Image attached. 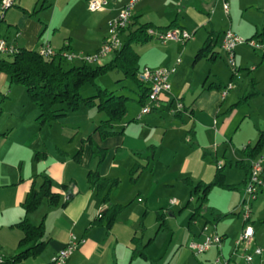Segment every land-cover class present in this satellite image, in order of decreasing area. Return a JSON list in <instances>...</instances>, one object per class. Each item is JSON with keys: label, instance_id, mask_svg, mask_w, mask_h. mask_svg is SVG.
<instances>
[{"label": "crops", "instance_id": "crops-1", "mask_svg": "<svg viewBox=\"0 0 264 264\" xmlns=\"http://www.w3.org/2000/svg\"><path fill=\"white\" fill-rule=\"evenodd\" d=\"M108 1H110L108 8L102 11L104 17L97 34L98 41L105 40L109 22L116 18L131 0ZM16 2L15 0V4ZM224 2L229 4L227 16L232 23L234 33L247 39L264 42V0H144L136 5L130 31L123 35L124 44L128 34L142 25H149L160 30L173 28L188 31L181 18L189 14H193L195 20L188 27L201 29L209 24L212 29L207 31V37L204 40L194 37L191 43H188L189 41L186 44L175 41L163 43L151 38L147 43L134 46L139 56L138 66L141 70L145 67L160 69L176 66V72L169 77L170 91L163 94L151 113L138 119L140 110L138 115L130 116L131 118L127 121L124 122L123 119L121 123L114 125V134L108 137H105L101 130L107 119L102 120L101 112L97 109L83 108L78 112L69 113L65 119L41 126L38 123L40 108L30 100L26 88L12 84L10 77L7 79L2 77L4 72L0 73V250L3 257L13 260L20 251L19 245L23 232L17 225L26 217L23 202L33 187L41 186L42 176H48L53 184V192L60 195V202L52 206L48 200H43L39 209L27 217L31 224L43 225L45 249L40 254L28 255L14 264H51L55 254H58L73 237L85 242L66 264L159 263L153 260L145 250L154 243L161 230L169 228L166 213H158V223L155 224L153 231L145 225L144 221L148 210L145 211L143 218L125 222L126 225L121 229L119 227L121 212L112 227L107 226L106 220L97 223V219L100 213L111 205L121 206L123 209L124 204L121 201L113 202L111 196L113 190L123 183V175H135L146 168H152L155 173L159 166L168 170L176 163L181 165L180 172L188 173L192 162L188 159L182 160L183 157L178 158L179 151L175 140L172 139L175 134H181L182 140L190 138L191 143L193 142L192 144L199 148V151L211 147L212 142L226 138L229 125L225 118H220V115L235 87L225 99L222 98L221 93L229 82H234L236 86L240 80H235L231 75L228 83L221 80L216 82L212 79V82L208 84L212 70L210 69L204 76L205 67H197L204 59L215 63L221 56L223 35L226 30L217 33L213 21L207 22L204 15L215 18L218 12L224 13ZM23 3L24 0H21L18 5L21 7ZM139 5L152 9L155 15L146 16L143 6L139 8ZM6 13L4 17L7 16ZM13 14L17 20L15 24H8L9 28H14V39L9 41L6 38L9 42H15L22 49L39 51L46 43L54 49L52 44L54 41L55 53L68 51L78 55L74 50L73 37L60 36L58 40L60 44H57L56 34H59L60 30L55 29L52 38L47 37L43 40L45 31H41V22L31 17L27 8H18V11ZM197 30L194 31L195 34ZM18 34L20 35L17 36ZM210 36L215 40V49L202 61L195 62L197 53L206 45ZM153 41L155 42L151 43ZM241 47L243 46L237 48L236 54ZM114 57L115 53L111 55L112 59ZM178 60L181 61L179 64H177ZM237 60L242 61L244 57L236 55ZM76 61L78 62L79 59L73 63L75 64ZM80 66L83 65L79 64L77 67ZM242 70L240 68V71ZM215 77L218 79L217 76ZM254 82L255 80L252 79V83ZM143 93L142 88L137 89L138 104ZM254 94L256 92L252 93ZM238 98L241 99L239 95L237 98L234 95L230 104ZM177 103L184 106V111L176 114L173 111L177 110ZM139 106L142 108L140 104ZM89 139L92 140L93 145ZM253 139V135L247 137V146H254ZM179 143L182 142L179 141ZM246 147L241 151L245 160L237 165L245 170L247 179V166L251 159L243 152ZM171 151L173 155L169 157ZM167 154L168 157H165ZM168 160L173 163L163 164L162 161ZM219 163L216 162V166ZM202 164L203 166H200L198 170L204 175L214 173L215 179L218 167L213 169L212 164L206 165L205 159ZM136 169H138L137 172H135ZM89 173H95L100 178L117 183L111 189L108 204L103 203L97 186L90 183ZM223 173L225 174L224 171ZM225 176L227 179L226 174ZM191 179L187 178L183 181L186 183L189 180L196 184H210L214 181L213 179L211 182L210 180L194 182ZM64 186L67 189L63 188ZM243 187L240 186L241 190L238 191L242 192ZM263 192L264 189L261 193ZM160 217L163 219L164 226L161 225L163 222L159 220ZM261 230L259 227V231H255L253 244L247 251H243L239 258L232 255L233 251H224L225 242L229 236L220 235L223 237L222 249L212 248L205 253L209 255V262L214 264L216 257L221 255L224 259L229 258V264L235 262L248 264L243 256L253 254L256 248L262 247L263 254L254 256L249 264H264V239ZM136 239L144 247L143 251L147 260L133 255V240ZM204 240L205 235L202 230L199 235L196 234L193 242L201 243Z\"/></svg>", "mask_w": 264, "mask_h": 264}, {"label": "rangeland", "instance_id": "rangeland-1", "mask_svg": "<svg viewBox=\"0 0 264 264\" xmlns=\"http://www.w3.org/2000/svg\"><path fill=\"white\" fill-rule=\"evenodd\" d=\"M16 1L15 7L8 10L7 16L3 17L4 22L0 23V35L2 37L7 38L9 41L14 39V28H9L8 24H15L17 17L13 13L18 11V8H27L32 15L31 17H34L37 22H41V31H45L43 40L47 37L52 38L54 30L59 29V34H56L57 44H60L58 43L60 36L64 38L73 37L74 50L78 53L76 55L79 58H82V56H95L100 51L104 41L100 39L99 43L96 38L100 31V23H103L102 17L104 15L102 12L94 14L90 12L88 9L89 0H24L21 7L18 5L21 0ZM142 1L144 0H141L139 4ZM142 6L146 16L155 15V11L146 9L144 5H139V8ZM2 15L3 11L0 7V17ZM204 16L207 22L213 21L217 33L223 30L234 32L232 23L225 11L224 13L218 12L215 18L214 16ZM183 18H181V21L186 24L193 38L198 37V39L202 38L204 40L207 37V31L212 29L208 23L206 28H197L198 30L188 27L195 20L193 14H189L187 17L183 16ZM195 30H197L196 34L194 33ZM192 39L188 43H191ZM50 40L52 41V39ZM54 43L52 41L53 48L56 49ZM262 54L261 51H255L248 45L237 51V57L239 55L244 57L242 61H235L239 70L238 78L236 77L235 80H240V83L234 85L235 90L220 115V118H225L229 125L225 139L212 142L211 147L199 151V148L194 147L193 142L191 143L190 138L182 140L181 134L173 136L172 139L175 140L179 151L178 158L183 157L182 160L188 159L192 162L187 174L180 172L181 165L177 163L173 164L168 170H164L159 166L155 173L152 168L141 169L135 175H123V183L119 184V187H116L112 192V201H121L124 204L119 215L120 229L126 225L125 222L143 218L145 211L148 210L144 221L145 225L153 231L155 224L158 223V213H166L169 228L166 227L161 230L154 243L145 250L153 260L159 262L158 264H212L211 261L209 262V255L196 256L190 249V244L195 239L196 234L199 235L203 230L205 223H207L208 233L204 235L224 234L229 236V239L225 242L226 249L224 251H233L232 255L238 258L241 257L243 251H237L235 240L237 241L240 238L247 226H252L256 232L259 231L260 227L264 239V192H260L258 200L253 203L252 219L250 223L246 224L243 221L242 209L244 188H242V192H239L238 190L233 191L225 187L214 186L203 208L199 211V216L194 220L193 214L196 213L198 207L197 196L192 193L193 188L183 181L192 178L191 180L194 182L197 180H210L211 182L214 179V173L213 175H204L203 172L198 170L200 166H203L202 162L205 159L206 165L212 164L213 169L219 166H216V162L221 163V167L227 175V185L240 187L245 182L246 172L240 168V165H237V163L245 160V156L241 151L248 144L247 137L253 135L252 142L255 145L258 141V130L264 128V59H262ZM226 59L225 53L221 51V56L215 63L204 59L202 63L198 64L197 67H205L204 76L210 69L212 70L213 73L208 84L212 82V79L216 82L220 80L224 83L229 82L230 76L233 74L226 63ZM80 60L76 61L75 64H65V68L77 67L79 64L83 65V61ZM111 61L112 58L109 55L100 60L99 63L87 65L98 67L107 65ZM190 68L193 71L192 65H190ZM240 68L243 70L240 71ZM2 77L9 79V76L4 73ZM252 79L255 80L254 83H252ZM99 88L115 92L118 96L123 95L130 98L126 105L128 114L124 122L131 118L130 116L138 115V111L142 109L137 103V85L132 80H126L122 72L112 71L99 76L94 84L84 86L80 94L84 98L93 96L97 94ZM253 92H256V94L252 95ZM234 95L236 98L239 95L241 99L238 98L230 104V100ZM100 117L102 120L107 119L106 113L103 112L100 113ZM179 141L182 143H179ZM216 152L218 153L217 157ZM172 153L173 151H171L169 157L173 155ZM260 154L264 156V149ZM165 157H168V154ZM162 162L170 165L173 163H171V160ZM143 164L146 165L145 162ZM172 200H176L177 205H172ZM258 206L261 207L258 208ZM258 248L262 249V247ZM218 257L219 255L215 261ZM238 258L236 259L238 260ZM228 259L225 257L223 264L227 263ZM237 262L239 263V261ZM232 264H236V262Z\"/></svg>", "mask_w": 264, "mask_h": 264}, {"label": "trees", "instance_id": "trees-1", "mask_svg": "<svg viewBox=\"0 0 264 264\" xmlns=\"http://www.w3.org/2000/svg\"><path fill=\"white\" fill-rule=\"evenodd\" d=\"M2 1L0 0V5ZM4 15L0 17V23L2 21L4 22ZM131 24L124 31V34L130 31ZM150 28L153 27L142 25L136 31H131L127 39H125L126 41L122 50L117 51L115 57L107 65L93 67L84 63L80 67L65 68V64L68 63L60 57L45 58L38 51L19 48L16 56L8 57L11 58L10 60L0 56V73L4 72V74H7L12 84L26 88L30 100L40 108L38 123L41 126L65 119L69 113L78 112L83 108L97 109L99 112L106 113L107 115V120L103 123L101 130H103L102 134L108 137L114 134V125L121 123L125 119L127 114L126 105L130 98L123 95L118 96L115 92L101 88L98 89L97 94L86 98L82 97L80 92L84 86L94 84L95 80L101 75L112 71L122 72L126 80H132L138 88L143 89L144 93L141 94V98L139 99V104L143 107L147 103L149 87L138 79L141 69L138 66L139 56L134 46L147 43L151 40L152 37L147 33ZM171 29L173 28H166L164 30ZM214 49L215 40L210 36L206 45L197 53L195 62L202 61V59L208 57ZM257 140L254 146L249 145L243 151L251 160L262 156L260 153L264 149V129L259 131ZM89 142L93 145L91 139H89ZM217 167L215 179L210 184H196L189 180L186 181L193 188L192 193L197 196L198 207L196 213L193 215L194 220L199 216V211L203 208L214 186L225 187L233 191L241 190L240 187L227 185L226 176L223 173L222 167ZM247 167V176H249L250 164ZM89 174L90 183L97 186L98 192L103 198V203L108 204L111 189L117 183L109 179L100 178L95 173ZM42 180L41 186L39 188L33 187L23 202L26 217L17 225L23 232V238L19 245L20 251L13 260H7L6 264L17 263L25 259L28 255L40 254L45 249L43 225L35 226L29 222L27 217L39 209L43 200H48L50 205L56 206L60 202V195L53 192V184L48 176H42ZM245 184L246 181L242 186L245 187ZM63 188L67 189L66 186ZM121 210V206H109L100 213L97 223L106 220L107 226L112 227ZM159 220L163 222L161 217ZM161 225L164 226V222ZM133 245V255L147 260L141 242L137 239L133 240Z\"/></svg>", "mask_w": 264, "mask_h": 264}, {"label": "built area", "instance_id": "built-area-1", "mask_svg": "<svg viewBox=\"0 0 264 264\" xmlns=\"http://www.w3.org/2000/svg\"><path fill=\"white\" fill-rule=\"evenodd\" d=\"M141 0H131L130 3L125 6L120 14L112 19L108 25V35L105 38L104 43L100 49V51L95 54V56H86L79 58L74 53H68V51H61L60 53H55L49 43L44 44L41 49L38 51L41 56L45 58H53L60 57L67 63H73L76 59H81L86 64H95L100 62V60L108 57L116 53L117 51L122 50L124 42L122 37L124 35V31L130 26L133 17L134 10L136 5ZM110 4L108 0H89L88 9L90 12L97 13L105 11ZM15 6V0H3L0 7L3 11V15L10 8ZM229 4L225 2L224 11L225 13H229ZM2 15V16H3ZM148 35L152 37V39L159 40L163 43L169 41H175L177 43L186 44L193 37L192 35L182 29H172V30H160L155 28L148 29ZM18 34L17 36H19ZM250 46L255 51H261L264 54V42L258 41L257 39H244L236 35L232 30H226L223 35L222 42V50L226 55V63L231 68L232 74L234 78H238V68L236 64V50L240 46ZM19 52V47L15 42H9L6 38L0 36V56L9 57L16 56ZM179 64L181 61H177ZM176 72L175 67H165L160 69H151L149 67H145L139 73L140 81L149 87L148 99L147 103L142 107L141 113L138 117L140 119L143 115L149 114L152 112L155 104H158L163 94L167 93L171 89V85L169 82V77ZM234 83H228L221 93L222 98L225 99L231 90L234 89ZM178 107L176 112L180 113L184 111V106L180 103H177ZM221 167V163L218 164ZM264 157L260 156L256 159L251 160L250 162V173L248 179L246 180V184L244 187V199H243V217L246 224L251 222L252 219V208L253 203L258 200L259 194L264 187ZM177 203L176 200H172L171 204L175 205ZM203 233H208L207 225L203 227ZM255 230L252 226H247L240 238L236 241L237 251H247L249 246H251L254 242ZM84 240H79L73 237L70 242L61 250L58 254L52 258L51 264H66L68 259L80 248V245L83 244ZM223 238L218 235H205V240L201 243L192 242L190 244V249L192 252L198 256L207 253L212 248H217L218 250L222 249ZM263 254V249L256 248L253 251V254H245L243 258L246 263H251L254 256H261ZM4 255L0 250V264H6L7 259L3 257ZM223 257L220 255L215 262V264H223ZM228 264V261H226Z\"/></svg>", "mask_w": 264, "mask_h": 264}]
</instances>
